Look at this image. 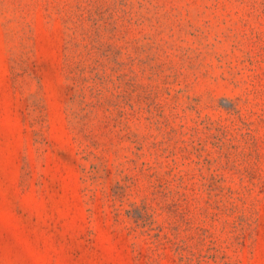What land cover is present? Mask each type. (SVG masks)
<instances>
[{"label":"rangeland","instance_id":"374dc122","mask_svg":"<svg viewBox=\"0 0 264 264\" xmlns=\"http://www.w3.org/2000/svg\"><path fill=\"white\" fill-rule=\"evenodd\" d=\"M0 264H264V0H0Z\"/></svg>","mask_w":264,"mask_h":264}]
</instances>
